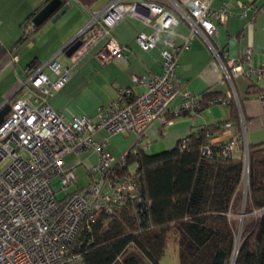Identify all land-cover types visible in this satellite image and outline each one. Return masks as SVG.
Returning a JSON list of instances; mask_svg holds the SVG:
<instances>
[{
  "label": "built area",
  "instance_id": "2783aa9c",
  "mask_svg": "<svg viewBox=\"0 0 264 264\" xmlns=\"http://www.w3.org/2000/svg\"><path fill=\"white\" fill-rule=\"evenodd\" d=\"M185 4L178 0H110L91 13L87 26L97 23L98 27L81 38L79 47L68 56L71 64L101 37L110 36L112 25L126 14L141 18L149 29L140 31L135 43L145 51L157 48L161 60L159 73L131 75L133 83L145 85L144 92L135 95L131 88L119 89L117 97L100 106L94 118L74 115L64 120L49 105L47 97L61 89L70 76L68 66L65 68L51 57L25 69L23 85L31 86L35 96L32 100L28 97L14 100L8 115L0 122V264H83L80 252L75 250L77 237L90 227L96 212L112 211L126 196L138 197L134 175L117 173L116 166L125 163L128 147L115 157L108 150L107 138L96 139L93 134L102 129L112 135L129 132L132 145L153 121L165 120L166 112L178 115L201 107L202 97L180 89L176 77L177 54L182 46H187L188 38L178 46L169 35L181 17L206 43L212 57L222 63L220 50L211 39L216 29L211 17L224 21L227 9L225 5L212 9L200 0H188ZM34 27L33 21L26 22L23 34L31 33ZM103 44L96 55L101 63L114 56L126 59L124 45L113 37ZM249 53L246 49L242 58L223 63L229 91L224 99H219L236 103L240 130L229 139L225 150L242 157L245 175L249 143L232 76L253 73L258 78L264 77V65L254 66ZM45 66L56 75L55 80L42 71ZM257 98L264 103V91ZM88 148L97 155L88 169L90 179L86 185L68 192L76 174L74 167L64 166L63 156L69 152L79 154ZM202 151L208 153L209 149L202 147ZM60 191L65 195L58 199Z\"/></svg>",
  "mask_w": 264,
  "mask_h": 264
},
{
  "label": "crops",
  "instance_id": "0c3cea01",
  "mask_svg": "<svg viewBox=\"0 0 264 264\" xmlns=\"http://www.w3.org/2000/svg\"><path fill=\"white\" fill-rule=\"evenodd\" d=\"M96 1L0 0V108L17 98L28 97L32 100L35 90L23 85L25 69L33 64L44 63L51 57L56 58L65 68L69 67L70 76L62 88L47 97L51 108L61 114L64 120L74 115L94 118L100 106L111 103L117 97L119 89L131 88L135 95L144 92L145 85L133 83L131 75L139 77L146 73H159L161 60L157 48L145 51L135 43V37L140 31H149L145 22L135 15L126 14L109 31L111 37L124 45L125 60L114 56L101 63L96 57L103 43L110 37L109 34L101 37L102 41L97 45L99 40L94 43L75 63L71 64L67 60L64 45L82 29L80 38L88 36L98 27L97 23L87 26L91 13L96 12L90 7H99L98 3L94 5ZM178 1L185 6L188 0ZM200 1L209 4L212 9L226 6L227 17L224 21L211 17L216 24L211 39L220 50L223 62L212 57L202 38L179 17L169 35L178 46L183 45L188 38L187 46H182L176 58L178 87L188 89L199 97L207 92L224 98L229 91V82L225 78L223 65L227 64L228 59H240L249 49L252 64L264 65V0ZM56 14L59 16L56 17ZM28 21H33L35 27L22 38L23 26ZM42 71L51 80H55L56 75L51 73L49 67H43ZM232 82L240 98L248 143L264 142V103L257 98L258 93L254 92L255 86L264 88V77L258 78L253 73H235ZM236 109L233 101L215 99L184 114L174 115L168 111L165 120L153 121L133 144H138L141 150L149 153L166 150L191 130L207 124L220 126L209 135L213 144L226 142L240 130ZM233 110L237 113V130L234 120H229ZM130 135L129 132L112 135L102 129L94 133L93 137L107 138L109 152L117 157L131 145ZM74 155L78 157L76 163L84 165L88 174L89 167L97 159L96 153L88 148Z\"/></svg>",
  "mask_w": 264,
  "mask_h": 264
},
{
  "label": "trees",
  "instance_id": "16d2710c",
  "mask_svg": "<svg viewBox=\"0 0 264 264\" xmlns=\"http://www.w3.org/2000/svg\"><path fill=\"white\" fill-rule=\"evenodd\" d=\"M261 91L264 88L254 87V92ZM201 96V106L223 98L207 92ZM229 120L239 129L236 111ZM219 127L203 125L173 147L154 153L130 145L125 163L116 167L118 175H134L138 197L126 196L112 211L96 212L90 227L77 237L81 262L162 264L174 239L178 264H264V142L248 145L245 175L242 157L226 153L229 139L214 144L209 140ZM202 147L209 152L203 153ZM242 182L246 207L255 214L251 228L237 242L230 213Z\"/></svg>",
  "mask_w": 264,
  "mask_h": 264
},
{
  "label": "rangeland",
  "instance_id": "374dc122",
  "mask_svg": "<svg viewBox=\"0 0 264 264\" xmlns=\"http://www.w3.org/2000/svg\"><path fill=\"white\" fill-rule=\"evenodd\" d=\"M109 0H97L94 5L96 3L99 4L98 8H93L90 7L91 10L93 11H99L101 9V7H103ZM102 41V38L99 39V41L95 44L97 45L98 43H100ZM67 60L69 61V57H66ZM61 64V63H60ZM62 65V64H61ZM131 138V136H129V139ZM132 139H130L131 141ZM132 142V141H131ZM153 153V152H151ZM119 156V155H118ZM117 156V157H118ZM65 165L66 167L69 166H75L74 167V172L76 174V180L74 182L73 185H71L67 190L72 191V189L77 188V186L81 187L84 186L88 183L89 181V177L86 171V167L84 165H81L78 162V157H76L74 155V153H68L65 157ZM55 179L53 178L52 181H54ZM245 181V179L243 178V182ZM242 182V185L239 187L237 194H235V198L232 204V208H231V213H230V219H232L235 231H236V239L237 242L239 241V239L242 237V235H244L247 230H249L253 224V220H254V214L255 212L252 210H248L247 206V192L245 189V185ZM65 195L64 191H60L57 194V198L60 199ZM177 244H175L174 239H170L169 240V244L167 246V248L165 249V253L163 255V257H161V263L162 264H178V250H177Z\"/></svg>",
  "mask_w": 264,
  "mask_h": 264
},
{
  "label": "water",
  "instance_id": "95a60500",
  "mask_svg": "<svg viewBox=\"0 0 264 264\" xmlns=\"http://www.w3.org/2000/svg\"><path fill=\"white\" fill-rule=\"evenodd\" d=\"M59 16V14H56V17ZM78 35V34H77ZM75 35L72 39H70L63 47L65 54L70 56L78 47L79 44H81L82 39L80 38L81 35L77 36ZM11 105L9 103H6L4 106L0 108V122L3 120L4 116L10 111Z\"/></svg>",
  "mask_w": 264,
  "mask_h": 264
}]
</instances>
